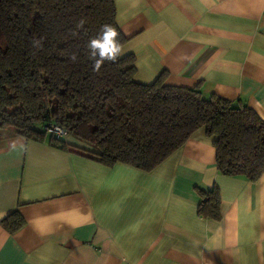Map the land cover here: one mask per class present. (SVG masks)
Segmentation results:
<instances>
[{
  "label": "crops",
  "instance_id": "0c3cea01",
  "mask_svg": "<svg viewBox=\"0 0 264 264\" xmlns=\"http://www.w3.org/2000/svg\"><path fill=\"white\" fill-rule=\"evenodd\" d=\"M134 79L163 75L264 120V0H113ZM65 146L0 132V264H264V172L223 175L203 131L155 168L106 166ZM216 186L219 217L200 215ZM18 212L13 232L1 223Z\"/></svg>",
  "mask_w": 264,
  "mask_h": 264
},
{
  "label": "trees",
  "instance_id": "16d2710c",
  "mask_svg": "<svg viewBox=\"0 0 264 264\" xmlns=\"http://www.w3.org/2000/svg\"><path fill=\"white\" fill-rule=\"evenodd\" d=\"M84 28L73 37L77 21ZM102 25L126 37L115 19L113 0H0V130L63 147L71 135L90 146L84 154L106 166L124 163L149 171L203 131L215 148L223 175L257 180L264 172V120L248 106L198 88L134 79L132 54L106 61L94 72L86 47ZM42 38L43 47H33ZM76 53V62L70 60ZM62 128L57 136L50 129ZM197 211L219 217L216 186L199 189ZM18 212L1 221L10 232L23 224Z\"/></svg>",
  "mask_w": 264,
  "mask_h": 264
},
{
  "label": "clouds",
  "instance_id": "9594fccd",
  "mask_svg": "<svg viewBox=\"0 0 264 264\" xmlns=\"http://www.w3.org/2000/svg\"><path fill=\"white\" fill-rule=\"evenodd\" d=\"M86 23V18L82 17L79 19L75 25V30L71 31V35L76 37L79 34L78 30L83 29ZM118 35L117 30L111 25H102L99 33L89 39L86 47L88 49V58L93 62L92 67L94 72H99L106 61L115 63L123 54L124 50L118 39ZM32 44L35 49H42V38L40 40L33 39ZM77 59V54L75 52L72 53L70 60L76 62Z\"/></svg>",
  "mask_w": 264,
  "mask_h": 264
},
{
  "label": "built area",
  "instance_id": "2783aa9c",
  "mask_svg": "<svg viewBox=\"0 0 264 264\" xmlns=\"http://www.w3.org/2000/svg\"><path fill=\"white\" fill-rule=\"evenodd\" d=\"M50 131L54 132L57 136L65 134L64 130L62 128H59V127H53L52 129H50Z\"/></svg>",
  "mask_w": 264,
  "mask_h": 264
},
{
  "label": "rangeland",
  "instance_id": "374dc122",
  "mask_svg": "<svg viewBox=\"0 0 264 264\" xmlns=\"http://www.w3.org/2000/svg\"><path fill=\"white\" fill-rule=\"evenodd\" d=\"M0 132H1V130H0Z\"/></svg>",
  "mask_w": 264,
  "mask_h": 264
}]
</instances>
